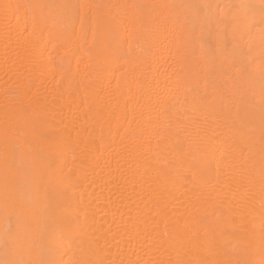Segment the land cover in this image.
Wrapping results in <instances>:
<instances>
[{"label": "bare ground", "instance_id": "bare-ground-1", "mask_svg": "<svg viewBox=\"0 0 264 264\" xmlns=\"http://www.w3.org/2000/svg\"><path fill=\"white\" fill-rule=\"evenodd\" d=\"M262 148L264 0H0V264H261Z\"/></svg>", "mask_w": 264, "mask_h": 264}, {"label": "snow or ice", "instance_id": "snow-or-ice-1", "mask_svg": "<svg viewBox=\"0 0 264 264\" xmlns=\"http://www.w3.org/2000/svg\"><path fill=\"white\" fill-rule=\"evenodd\" d=\"M5 11L7 12V10L11 7L10 5H4L3 6ZM8 135V133L6 132V136ZM262 153H264V148H262ZM261 167L262 170H264V154H262V158H261ZM262 181H264V175H262ZM262 240H264V236H262ZM238 264V262H237ZM261 264H264V261L261 262Z\"/></svg>", "mask_w": 264, "mask_h": 264}]
</instances>
